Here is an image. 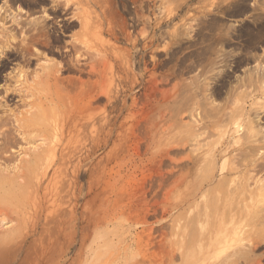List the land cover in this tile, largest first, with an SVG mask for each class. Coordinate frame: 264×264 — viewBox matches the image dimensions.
<instances>
[{
  "label": "rangeland",
  "instance_id": "obj_1",
  "mask_svg": "<svg viewBox=\"0 0 264 264\" xmlns=\"http://www.w3.org/2000/svg\"><path fill=\"white\" fill-rule=\"evenodd\" d=\"M249 1L0 0L16 41L31 22L71 26L60 48L31 45L30 75L8 84L25 104L0 92V173L13 178L0 181V264H264V241L248 243L264 230V150L247 148L264 142V34L249 35L264 3ZM51 66L58 89L35 87ZM235 106L255 136L234 134ZM10 111L39 116L29 140Z\"/></svg>",
  "mask_w": 264,
  "mask_h": 264
},
{
  "label": "bare ground",
  "instance_id": "obj_2",
  "mask_svg": "<svg viewBox=\"0 0 264 264\" xmlns=\"http://www.w3.org/2000/svg\"><path fill=\"white\" fill-rule=\"evenodd\" d=\"M19 1V0H18ZM251 1V3L249 4V7H251L252 8V10L251 9H249V8H247V9H249V12L251 11V12H255V10H254V8H253V6H254V4L255 3H257L258 5H262V3H264L263 2V0H258V1H256V0H250ZM249 1V2H250ZM222 2V1H221ZM240 2V1H239ZM242 4V3H241ZM232 7V6H231ZM244 7V6H243ZM224 8V7H223ZM232 8H234V7H232ZM241 9H244V8H242L241 7ZM246 9V10H247ZM257 9V8H256ZM19 10V8H16L15 9V11H18ZM50 11H51V13H53V14H58L59 12H61V11H67L65 8H60L59 7V4L58 5H53L50 9H49ZM239 10H240V8H239ZM235 11V10H234ZM241 11V10H240ZM263 11V10H262ZM86 12V11H85ZM219 12V11H218ZM242 12V11H241ZM4 14H8V15H10V14H12V10H11V8H9V7H0V88H3V90H0V92L3 94V96H2V98L4 99V101L5 102H9V101H12L13 99H14V97H17V99H18V101L19 102H21V103H24V99L26 100V98H23L24 97V95H21L20 94V92H18V91H16V89L14 88V87H12V86H10V85H8V84H10V83H14V84H16V83H18V82H20V80L21 79H25L24 77L27 75V74H29V73H27L26 74V72H25V70H22V68H24V67H29L31 64H32V61H33V57H34V54L31 52V50H30V47H31V45H33V44H37V45H39L40 44V46H42L44 49H47L48 51H52L54 48H56V47H59V45H60V43H62V40H61V36H62V34H64V33H66L68 30H69V28L71 27L70 26V24H68V23H64V24H62L61 26H59V31H56V27H55V25L56 24H54V23H50V24H48L49 22H48V20L47 19H44L43 21H42V23H40V22H31V23H29L28 24V26H29V28L27 29V31H28V36H27V38L26 39H19L18 41H16L15 39H14V34H17L18 33V26H19V24H20V22H18L16 19H15V17H12L11 18V20H10V23L12 24V28L11 27H6L5 25H7V24H5V22H6V20H5V17H3V18H1L2 17V15H4ZM230 14V13H229ZM252 15V14H251ZM256 15V14H255ZM255 15H252V24H253V27L254 28H250L249 29V35H253V31H255L256 32V34H260V35H263L264 34V25L261 23V25L259 26H257V22H259L258 20H260L261 19V17H259V15L257 14L256 16ZM262 15V14H261ZM84 16V15H83ZM256 17V18H255ZM75 18V20H76V22L79 20V18H77V17H74ZM82 18V17H81ZM80 18V19H81ZM84 18V17H83ZM250 18V17H249ZM259 18V19H258ZM52 19V18H51ZM50 20V19H49ZM262 20V19H261ZM85 21V20H84ZM95 21V20H94ZM9 22V21H8ZM73 22V21H72ZM71 22V23H72ZM75 22V21H74ZM73 22V23H74ZM75 22V23H76ZM78 23V22H77ZM86 21L85 22H83L82 20H79V26L81 27V29H82V32H83V35H85V32H87V30H89L88 28H86L87 26H86ZM94 24V23H93ZM250 24H251V22H250ZM59 25V24H58ZM90 25H92V24H90ZM87 29V30H86ZM13 32H14V34H13ZM81 32V33H82ZM23 33V32H22ZM56 34H58V35H56ZM87 34V33H86ZM25 37H26V35H25ZM85 38V37H84ZM83 38V39H84ZM250 39V41H252L253 39H251V38H249ZM11 41H14V43L13 42H11ZM80 44H82V45H84L85 47H87V43L86 42H84V41H81L80 42ZM87 44V45H86ZM251 44H253L252 42H251ZM70 48H69V51H71V52H76V46L74 45V44H72V45H70L69 46ZM60 48V47H59ZM237 48V47H236ZM86 49V48H85ZM68 51V50H67ZM68 53V52H67ZM68 62H70V60H68ZM238 63V62H237ZM240 63V62H239ZM11 65V66H10ZM238 65V64H237ZM67 67H66V70H69V71H75V72H81L82 71V69H81V67H79L78 65H72V64H67L66 65ZM262 68V67H261ZM252 69V68H251ZM253 70V69H252ZM56 71H55V69L54 68H52V66L51 67H49L48 69L46 68H44V70H43V73H42V75H40L41 77H39V80H38V82L35 84V87H37V86H39V85H41L42 83H45V84H47L48 85V87H49V89L51 88H54L55 86H56V84L57 83H59L60 81H61V79H59L60 81H58V78L56 77V73H55ZM26 74V75H25ZM253 74V72H251V75ZM256 74H258V73H256ZM260 74H264L263 72L261 73H259V76H260ZM30 75V74H29ZM254 75L255 74H253V76H252V78H254L253 79V81H255L256 79H255V77H254ZM262 76V75H261ZM28 77V76H27ZM264 77V76H263ZM262 77V78H263ZM251 78V77H250ZM249 78V79H250ZM258 79H261V77H258ZM238 80V79H237ZM262 80V79H261ZM24 81H26V80H24ZM58 81V82H57ZM64 81V80H63ZM252 81V79H251V83L253 82ZM258 81V80H257ZM260 81V80H259ZM61 83V82H60ZM241 83V82H240ZM253 84V83H252ZM61 85V84H60ZM238 85V84H237ZM264 86V85H263ZM55 88H57V87H55ZM55 88H54V90H55ZM33 88H31V96L32 97H35V99H36V93H34V91L32 90ZM38 89V88H37ZM50 89V90H51ZM58 89V88H57ZM29 91V90H28ZM35 92H36V90H35ZM38 92V91H37ZM54 92V91H53ZM235 93H237V92H235ZM25 94V93H24ZM53 94V93H52ZM23 96V97H22ZM55 96V95H54ZM53 96V98L55 99V98H57V97H54ZM26 97V96H25ZM29 98V97H28ZM50 98V95L49 96H47V97H45V100H50L49 99ZM59 98V97H58ZM57 100V99H56ZM51 101V100H50ZM50 101H48V102H50ZM35 102V101H34ZM42 103V102H41ZM25 104V103H24ZM23 104V105H24ZM35 104V103H34ZM40 104V103H39ZM50 104V103H49ZM2 106V104H1V102H0V107ZM3 106H5V105H3ZM251 106V105H250ZM238 106H235V110L231 113L232 115V118H231V120L233 119V121H234V123H233V125H234V134H237V133H242L243 131V133L245 134V131H249V130H251L252 132H250L249 134H251V136L253 137V130H255L254 128H256V127H258V126H260V124L259 123H257L256 121L253 123V124H255V125H253L252 124V121L250 120V117H249V120L250 121H248L246 124H245V128L243 127V124L241 123H239L238 122V119H240V117H241V115H242V113L243 112H245V109L244 108H242V107H240V108H237ZM213 109V108H212ZM240 109V110H239ZM257 109V108H256ZM253 111V110H252ZM255 111V110H254ZM212 112V111H211ZM261 112H263L262 110H261ZM10 113L11 114H9L11 117L10 118H12L11 119V124H13V130H14V133H18L17 134V136L19 135L21 138H22V140H24V139H27V140H29V138H28V135H30L31 134V131H32V128H33V130H35L36 129V125H37V127L38 126H41L40 125V123H39V121H40V118H39V116H37V115H35V114H30V115H28V116H24L23 114L22 115H20V116H17L15 113H14V111H10ZM248 113V112H247ZM264 113V112H263ZM205 115H206V113H205ZM208 115V114H207ZM206 115V116H207ZM244 115V114H243ZM263 115V118L262 119H264V114H262ZM261 115V116H262ZM227 116V115H226ZM209 117H211V115L209 116ZM229 117V116H228ZM207 118V117H206ZM257 118H259V117H257ZM9 119V118H8ZM242 119V118H241ZM247 119H248V117H247ZM262 119H260V120H262ZM10 120V119H9ZM258 120V119H257ZM260 120H258L259 122H260ZM245 121H247V120H245ZM213 122V121H212ZM211 122V123H212ZM257 123V124H256ZM208 124V123H207ZM214 124V123H213ZM215 125V124H214ZM216 126V125H215ZM217 126H218V124H217ZM252 126H254V127H252ZM259 129V128H258ZM255 130V134L257 135V137H258V139H259V137H260V139H264V135H263V133L261 132V130L259 129V130ZM44 133V132H43ZM47 133V132H46ZM44 135H45V133H44ZM43 134H42V136H44ZM47 135V134H46ZM248 135V134H247ZM260 135V136H259ZM36 136L38 137V136H40V134H36ZM244 136V135H243ZM251 136H249L250 137V140L252 139H254V138H251ZM255 136V135H254ZM246 137V136H245ZM248 137V136H247ZM249 137L248 138H245V139H249ZM257 137H256V139L255 140H257ZM33 138V137H32ZM42 138V137H41ZM10 139H12V142L13 141H15V139L14 138H11L8 134H4V135H2L1 136V145H2V149H4V146L5 145H8L9 143H10ZM250 140H248V141H250ZM26 141V140H25ZM262 141V140H261ZM246 143V142H245ZM252 143V142H251ZM247 144V143H246ZM249 145V144H248ZM247 148H249L250 150H252V151H250L249 149H247L248 151H250L251 153H256L259 149H263L264 150V142L262 141V142H260V140H258V141H255V142H253V144L252 145H250L249 147H247ZM257 150V151H256ZM40 150H36L35 152L33 151V153L31 154V160H30V162H35V161H37V162H40V158H43V156L45 155V156H47V154L48 153H50L49 151H48V153H46L47 152V150H45L44 151V149L42 150L41 149V151H44L46 154H43V152H39ZM260 151V150H259ZM236 152H237V150H236ZM241 153V152H240ZM249 153V152H248ZM43 154V156H41ZM245 155L247 154V153H244ZM240 155V154H239ZM247 155H249V154H247ZM262 155V154H261ZM237 156H238V154H237ZM236 156V157H237ZM2 157L0 156V159H1ZM237 158H240L239 156L237 157ZM29 159V158H28ZM42 160V159H41ZM212 160V159H211ZM253 160H254V158H253ZM206 161V160H205ZM252 161V160H251ZM25 162L26 161H24V163L23 164H25ZM204 162V161H203ZM249 162V161H248ZM256 162L257 161H255V162H253L254 164H256ZM212 163H214V162H212ZM236 163V162H235ZM21 164V163H20ZM19 164V165H20ZM257 164H259V163H257ZM257 164H256V167H257ZM18 165V166H19ZM26 165V164H25ZM25 165H22V167H27V166H25ZM214 165V164H213ZM17 166V167H18ZM29 166V165H28ZM35 165L33 164V167H34ZM255 166V165H254ZM19 167H21V165L19 166ZM30 167V166H29ZM32 167V166H31ZM208 167H209V164H208ZM213 167V166H212ZM243 167V166H242ZM253 167V166H252ZM25 168H19V169H23V171L25 172ZM211 168V167H210ZM238 168V167H237ZM27 169H29V170H31V168H26V170ZM207 169V168H206ZM254 169V168H253ZM18 170V169H17ZM204 170V169H203ZM233 170H235V169H233ZM255 170V169H254ZM263 170V169H262ZM4 171V170H3ZM19 171H21V174H24V176L26 175V173L28 172V171H26V173H24V172H22V170H18V172ZM260 171V170H259ZM1 172V171H0ZM17 172V173H18ZM204 172V171H203ZM1 173H4V172H1ZM1 173H0V178L2 179H0V181H1V184L3 183V182H5L4 180L6 179V177H8L10 180L11 179H13V178H11L10 177V175L9 176H6V175H1ZM6 173V172H5ZM20 174V172L16 175V176H23V175H19ZM31 174H32V172H31ZM13 175V174H12ZM11 175V176H12ZM204 175H205V173H204ZM15 176V177H16ZM23 176V177H24ZM248 176V175H247ZM205 177H206V175H205ZM249 177V176H248ZM262 177V176H261ZM4 179V180H3ZM206 179H207V177H206ZM6 180H8V179H6ZM247 180V179H246ZM3 181V182H2ZM14 182V181H13ZM199 182V181H198ZM11 183V182H10ZM15 183V182H14ZM263 183V182H262ZM253 185V184H252ZM1 187V186H0ZM196 188V187H195ZM247 190V189H246ZM264 191V190H263ZM0 201H1V199H0ZM3 202V201H2ZM3 203H5V202H3ZM263 203V202H262ZM8 205V204H7ZM258 205H261V204H258ZM264 205V204H263ZM12 207V206H11ZM258 207V206H257ZM5 208V207H4ZM263 208V207H262ZM261 208V209H262ZM3 212V211H2ZM1 215V214H0ZM256 218V217H255ZM251 219L252 221H250V223L251 224H255V229H256V225H257V227L260 225V223L262 222V219H261V217L259 218V219ZM258 223V224H257ZM248 224V223H247ZM260 228V227H259ZM258 228V229H259ZM261 228H263V227H261ZM261 230V229H260ZM263 230V229H262ZM255 231V230H254ZM263 234H264V230H263V232H261L260 231V233L259 234H252V235H254V236H250V238H249V241H248V243L249 244H251V245H260V244H262V242L264 241V236H263ZM6 235V234H5ZM10 236V235H9ZM2 237V236H1ZM6 238V237H5ZM3 240H5L4 238H3ZM239 242V241H238ZM252 247H254V246H252ZM254 249V248H253ZM256 249V248H255ZM237 264V263H236Z\"/></svg>",
  "mask_w": 264,
  "mask_h": 264
}]
</instances>
